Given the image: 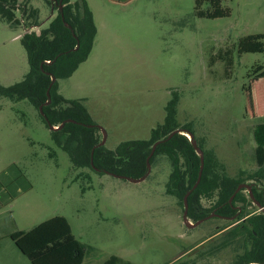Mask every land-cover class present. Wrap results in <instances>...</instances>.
I'll return each mask as SVG.
<instances>
[{
  "label": "rangeland",
  "instance_id": "obj_1",
  "mask_svg": "<svg viewBox=\"0 0 264 264\" xmlns=\"http://www.w3.org/2000/svg\"><path fill=\"white\" fill-rule=\"evenodd\" d=\"M84 1L97 30L93 48L72 77L58 81V88L67 100H83L106 136L107 149L149 139L175 91L180 99L178 122L192 124L229 177L257 170L252 130L264 123V78L248 74L255 66H264V53L239 56L237 45L245 36L264 34V0H221L229 14L216 19L197 17L195 0ZM17 4L37 9L39 27H47L51 9L44 0ZM200 9L212 10L206 1ZM22 32V26L13 29L0 19L4 87L20 82L28 72ZM169 173L164 157L154 161L141 183L76 169L54 145L32 105L0 97L3 234L29 231L61 216L74 240L94 249L85 255L84 264H103L111 256L119 264H233L241 246H219L236 220L212 217L187 228L184 209L165 192ZM243 184L264 190V183ZM214 202L203 199L202 205L210 208ZM247 211L263 209L253 204ZM188 223L194 224L189 219ZM0 242L2 260L18 264L11 257L17 250L13 242L6 236Z\"/></svg>",
  "mask_w": 264,
  "mask_h": 264
},
{
  "label": "trees",
  "instance_id": "obj_2",
  "mask_svg": "<svg viewBox=\"0 0 264 264\" xmlns=\"http://www.w3.org/2000/svg\"><path fill=\"white\" fill-rule=\"evenodd\" d=\"M44 1L49 6L53 0ZM54 1L62 9L47 27L39 35L30 33L20 38L26 53L28 72L18 83L8 87L0 85V97L14 103L27 101L49 130L54 145L68 155L73 167L99 174L108 172L133 180L140 179L147 173L146 159L156 142L165 140L176 130L191 133L198 151L186 134L177 133L156 147L150 158V166L158 157L166 159L170 173L165 192L176 198L183 208V198L197 180L202 155L200 183L188 196V219L195 223L211 214L226 220L235 217L236 224L223 234L219 249L238 245L241 252L236 254L233 264H264V212L253 214L247 211L254 201L264 209V190L257 188V184L251 185L252 196L249 193L246 196V189H242L229 203L230 197L245 180L264 183V123L255 125L252 130L257 170L246 176L242 172L236 178L225 173V167L215 152L207 149L204 139L196 136L191 123L178 122L180 99L175 91L171 92V98L165 105L162 123L151 130L149 139L124 141L114 150L100 145L103 141L101 129L92 120L83 100H67L58 92V81L72 77L92 51L97 32L93 16L84 0ZM203 1L209 3L211 11L200 9ZM16 6L17 0H0V19L13 29L20 27ZM194 10L197 17L207 19L229 14L221 8V0H195ZM24 14L27 27L39 25L37 9L28 8ZM256 53H264V34L248 35L239 40V56ZM224 61L231 66L230 61ZM250 77L264 78V66L252 68L248 74ZM40 107L46 120L40 114ZM48 124L58 129L51 130ZM54 155L51 152L50 156ZM84 177L89 178V175ZM213 198V205L204 208L202 200ZM9 239L31 264H82L84 256L94 250L74 240L68 221L61 216L46 220L29 231H16L9 235ZM103 264H119V259L111 256Z\"/></svg>",
  "mask_w": 264,
  "mask_h": 264
},
{
  "label": "water",
  "instance_id": "obj_3",
  "mask_svg": "<svg viewBox=\"0 0 264 264\" xmlns=\"http://www.w3.org/2000/svg\"><path fill=\"white\" fill-rule=\"evenodd\" d=\"M53 80H54V79H53ZM47 95H49V90L47 91ZM39 111H40V114L44 117V115H43V113H42V109H41V107L39 108ZM44 119H45V117H44ZM45 120H46V119H45ZM48 126H49V128H50L51 130H57V129H58V128H54V127H52L50 124H48ZM99 129H100V128H99ZM177 133L186 134L187 138H189V140L192 142V144H193L195 150L198 151V147H197V145H196L195 142H194V136H193L191 133L186 132L185 130H176V131L172 132V133H171V134H170L165 140L158 141V142H156V143L152 146V150H151V152H150V155H149L148 158L146 159L147 173H146L142 178L137 179V180H133V179H130V178H127V177L114 175V174H111V173H108V172H105V173H106V174H110V175H112V176H114V177H117V178H120V179H125V180H127V181L134 182V183H141V182H143V181L146 179V177L148 176L149 169H150V158H151V156L153 155V153H154L156 147H157L161 142L166 141V140H169L170 138H172V137H173L175 134H177ZM103 144H104V140L100 143V145H103ZM91 153H93V150H92ZM200 161H201V165H200V169H199V173H198L197 180H196L195 184L193 185L192 189H191L189 192H187V194H186V195L184 196V198H183V208H184V210H183L182 220H183V223L185 224V226H186L187 228H195V227H197L198 225L202 224L204 221H207L208 219H210V218L216 216V215H214V214H211V215H209V216H207V217H205V218H203V219H201V220L195 222V223L192 224V225H190V224L188 223V217H187V214H188V196L190 195L191 191H193L194 189H196L197 186H198L199 183H200V179H201V175H202V169H203V156H202V155H200ZM97 171H98V170H97ZM251 188H252V187H251L250 185L240 184V185L237 187V189L235 190L234 194L230 197V199H229V203H230V204L232 203V200H233L234 196H235L239 191H241L242 189H246V190L248 191V193L251 195V194H252V193H251ZM251 196H252V195H251ZM254 204H256L258 207H260L259 203H257L256 201H254ZM260 208H261V207H260ZM262 209H263V208H262ZM263 212H264V209H263ZM217 216H218V215H217ZM234 219H235V217H232V218H229L228 220H234Z\"/></svg>",
  "mask_w": 264,
  "mask_h": 264
},
{
  "label": "built area",
  "instance_id": "obj_4",
  "mask_svg": "<svg viewBox=\"0 0 264 264\" xmlns=\"http://www.w3.org/2000/svg\"><path fill=\"white\" fill-rule=\"evenodd\" d=\"M50 9H51V14L49 15V17L46 19L48 22H50L56 15L59 11H61L62 9V6L61 5H58L54 0L51 1V5H50ZM26 10V7L23 6V7H20L18 4L16 6V12L19 13V15L17 16V19L19 20V24L20 26H22V34L20 35V38L22 35L24 34H30V33H35L37 35L40 34V32L43 30L38 26H31V27H27L25 25V20H24V11ZM53 12V13H52ZM53 14H55L54 16H52Z\"/></svg>",
  "mask_w": 264,
  "mask_h": 264
},
{
  "label": "crops",
  "instance_id": "obj_5",
  "mask_svg": "<svg viewBox=\"0 0 264 264\" xmlns=\"http://www.w3.org/2000/svg\"><path fill=\"white\" fill-rule=\"evenodd\" d=\"M58 92H59V88H58ZM60 95H61V93H59ZM62 96V95H61ZM63 97V96H62ZM64 98V97H63ZM101 132H103V131H101ZM105 138H106V136H105ZM105 138H103V139H105ZM5 230H6V228H5ZM16 231H20V230H15V231H12V232H10V233H5V234H3V233H1V232H4V227L3 226H0V238L1 239H3V237H8L9 238V235L10 234H12V233H14V232H16ZM1 243V242H0ZM16 248V247H15ZM17 249V248H16ZM1 251V250H0ZM15 251H18V249L17 250H14V252H12V258H14V259H17V262H19L18 264H26V262H24L25 260L24 259H27L25 256H23L21 253H20V251H18V257H23V258H17V252H15ZM4 252V251H3ZM3 252H2V254L0 253V264H9L8 263V261L7 260H2L3 259ZM21 255V256H20ZM5 257V256H4ZM84 258H85V256H84ZM19 259H21V260H19ZM27 261H29L28 259H27ZM29 263H30V261H29ZM31 264V263H30ZM82 264H84V259H83V263Z\"/></svg>",
  "mask_w": 264,
  "mask_h": 264
}]
</instances>
